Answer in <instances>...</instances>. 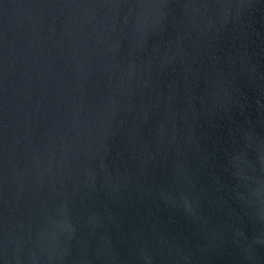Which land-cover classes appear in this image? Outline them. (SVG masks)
Instances as JSON below:
<instances>
[{
  "label": "water",
  "instance_id": "obj_1",
  "mask_svg": "<svg viewBox=\"0 0 264 264\" xmlns=\"http://www.w3.org/2000/svg\"><path fill=\"white\" fill-rule=\"evenodd\" d=\"M0 264H264V0H0Z\"/></svg>",
  "mask_w": 264,
  "mask_h": 264
}]
</instances>
